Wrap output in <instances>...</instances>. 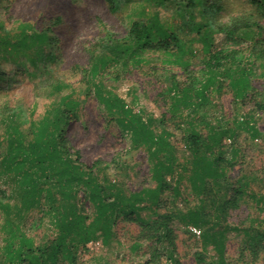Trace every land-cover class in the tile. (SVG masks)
I'll list each match as a JSON object with an SVG mask.
<instances>
[{"label": "rangeland", "instance_id": "374dc122", "mask_svg": "<svg viewBox=\"0 0 264 264\" xmlns=\"http://www.w3.org/2000/svg\"><path fill=\"white\" fill-rule=\"evenodd\" d=\"M139 1L114 13L105 0H0V22L5 31L13 32L19 24L27 23L39 32L47 29L56 40V45L27 56L0 53V110L16 107L21 121H26L30 113L38 120L51 105L70 95L79 105L76 116L67 124L66 137L72 154L78 153L79 162L85 167L100 164L107 183L121 188L127 195L154 189L146 149L133 147L129 133L97 100L88 82V72L93 59L100 56L108 44L127 37L132 22L157 17L181 33L186 44L183 60L188 66L167 63L163 54L150 53L141 64L110 63L96 76V81L120 98L133 113L144 120L151 119L156 133L169 132L172 153L177 163L188 170L189 152L185 142L188 127L203 137L211 128L230 130L231 136L221 142L226 158L232 160L227 169L228 182L240 181L247 191L264 195V110L258 111L237 100L224 75H218L212 86L201 90L200 84L209 74L199 41L200 34L204 33L203 24L210 22L215 43L228 52H236L235 59L247 71L250 85L264 94V40L256 47L260 57L251 56L252 47L248 41L239 40L238 32L246 20L263 27L264 20L249 0L203 1L193 10V19L190 16L187 19L183 0ZM214 3L219 11L210 8ZM185 22H189V26ZM227 32L235 33L227 36ZM172 80L194 87L195 111L180 105L179 112L172 116L173 100L166 95V87ZM56 84L65 87L57 92L52 88ZM199 91L203 94H198ZM248 127H254L256 133L251 134ZM3 153L4 145H1L0 157ZM178 171H182L181 167ZM181 175V195L170 207L185 211L198 206L199 201L191 189L190 172ZM1 184L0 181L3 188ZM78 201L91 219L93 207L81 192ZM205 206L208 220L217 223L212 232L222 229L225 232L223 264H264V239L258 245L257 257L248 246L250 236L264 232V211L254 203L241 201L238 208L215 218L218 214L214 207L209 203ZM165 213L153 208L142 211L140 216L150 224ZM47 221L39 211L26 216L24 231L36 244L51 239ZM189 228L175 219L170 226L171 243L157 246L137 223L119 220L109 243L103 245L100 239L89 243L78 251L77 264H153L149 261L155 247L163 248V263L173 258L180 264H196L194 254L200 252L206 256L207 263L219 264L213 246L203 244V230L195 228L198 234H194ZM253 229L257 231L252 232ZM245 231L251 232L246 236ZM1 247L2 234L0 260Z\"/></svg>", "mask_w": 264, "mask_h": 264}, {"label": "trees", "instance_id": "16d2710c", "mask_svg": "<svg viewBox=\"0 0 264 264\" xmlns=\"http://www.w3.org/2000/svg\"><path fill=\"white\" fill-rule=\"evenodd\" d=\"M164 1L167 0H159L160 3ZM203 1L207 2L183 0L187 19L189 16L193 19V10ZM105 2L114 13L123 6L140 3L139 0ZM249 2L264 20V0ZM210 8L214 12L219 11L215 3ZM185 25L189 26V22H185ZM202 29L204 33L200 34L199 41L205 53L209 77L200 84L201 90L212 86L218 75H224L237 100L258 111L264 110V94L250 85L247 71L235 59L236 52H228L222 45L215 43L210 22L208 25L203 24ZM238 30L241 35L239 40L248 41L252 47L250 55L260 57L261 53L256 47L264 40V27L246 20ZM233 33L235 32H227V36ZM53 45H56V40L49 35L47 29L39 32L31 25L22 23L13 32L5 31L0 22L2 54L27 56ZM185 46L181 33L160 22L157 17L134 21L127 37L113 45L108 44L105 51L93 59L88 72V82L97 100L122 129L129 133L132 146L146 149L152 165L150 170L151 179L155 182L154 189L127 195L121 188L107 183L100 164L85 167L79 162L78 153L72 154L66 137L67 124L76 116L79 105L70 95L51 105L38 120L33 119V113H30L26 121H21L17 118L16 107L0 110V146L4 145V153L0 157V181L4 188L0 186V264H77L78 251L89 243L97 239L103 245L109 243L113 228L119 220L137 223L142 232L147 233V238L154 240L157 246L170 244V226L175 219L184 226L203 230V244L210 243L217 253L219 264H223L225 232L223 229L212 232L217 223L208 220L205 204L209 203L214 207L218 214L215 218L238 208L241 201L254 203L260 211H264V195L247 191L240 181L234 184L228 182L227 169L232 160L226 158L221 142L224 137L231 136V131L211 128L203 137L188 127L185 135L189 152L188 170L177 163L168 142L169 132L156 133L151 119L144 120L133 113L120 98L104 90L102 83L96 81V76L110 63L127 64L131 61L141 64L146 61L144 56L150 53H161L166 56L165 62L186 68L188 62L183 60ZM64 87L65 85L56 84L52 88L60 92ZM198 94L203 93L199 91ZM166 95L173 100V117L179 112L180 105L184 109L195 111V89L190 84L172 80L166 87ZM248 130L251 134L256 133L254 127H248ZM180 167L182 171H178ZM185 171L190 172L188 179L199 204L181 211L170 207V203L181 195V173ZM167 177H170L168 181ZM80 192L93 207L91 219L79 204ZM8 200L15 203L11 204ZM153 208L166 213L158 216L154 222L146 223L140 213ZM33 211H39L48 219L51 233V239L38 244L24 231L26 216ZM250 232L245 231L246 236ZM263 239L264 232L248 238V246L254 257L259 255L258 245ZM163 257V248L155 247L149 263L180 264L179 260L173 258H169L170 262L163 263ZM194 259L196 264H210L200 252L194 254Z\"/></svg>", "mask_w": 264, "mask_h": 264}, {"label": "built area", "instance_id": "2783aa9c", "mask_svg": "<svg viewBox=\"0 0 264 264\" xmlns=\"http://www.w3.org/2000/svg\"><path fill=\"white\" fill-rule=\"evenodd\" d=\"M194 234H198V231L195 228L190 227L189 228Z\"/></svg>", "mask_w": 264, "mask_h": 264}]
</instances>
